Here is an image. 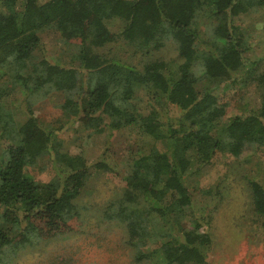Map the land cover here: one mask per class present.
<instances>
[{
  "label": "trees",
  "instance_id": "obj_1",
  "mask_svg": "<svg viewBox=\"0 0 264 264\" xmlns=\"http://www.w3.org/2000/svg\"><path fill=\"white\" fill-rule=\"evenodd\" d=\"M0 4L7 10H0V69H8L0 75V251L8 247L17 252L41 239L79 232L85 216L81 199L92 169H111L104 160L90 162L81 153L65 151L56 130L35 116L30 96L62 91V108L82 129L109 127L136 136L123 193L108 213L127 229L136 260L207 264L211 235L203 222L190 216V210L202 218L206 215L196 206L197 181L218 152L264 156V56L246 59L252 32L244 19L264 8V0H0ZM46 27L79 41L80 67L44 59L28 75L22 72L41 46L39 30ZM119 39L146 53L172 40L178 56L137 67L97 51ZM246 68L248 83L263 89L260 103L223 124L227 103L213 89L199 91L197 83L205 77L247 84L241 76ZM18 84L28 98L23 121L9 105ZM138 88L178 107L179 118L165 120L158 110L137 106ZM160 140L168 141L166 150L157 147ZM46 157L56 176L47 182L28 176V168ZM249 186L254 211L264 219V184L251 178ZM212 193L206 195L215 199ZM189 220L191 225H185ZM164 234L168 239L153 248L151 243Z\"/></svg>",
  "mask_w": 264,
  "mask_h": 264
},
{
  "label": "rangeland",
  "instance_id": "obj_2",
  "mask_svg": "<svg viewBox=\"0 0 264 264\" xmlns=\"http://www.w3.org/2000/svg\"><path fill=\"white\" fill-rule=\"evenodd\" d=\"M0 10L7 11L2 4ZM244 19L247 24L245 26L252 32L248 44L250 49L245 52L249 61L264 56V8L246 15ZM110 22L111 20L107 24L111 28ZM39 36L41 46L26 61L22 71L25 75L31 73L35 64L44 59L66 66H81L79 41L67 40L54 27L39 30ZM97 51L106 57H115L137 67H142L152 59L166 60L178 56L177 45L172 40L162 49L151 53L144 52L137 44L125 39L98 47ZM247 70L246 68L241 74L247 84L216 81L205 77L197 83L199 91L213 89L220 100L227 103L223 124L232 116L244 114L260 103L263 89L248 83L245 73ZM5 71L8 69H0V75ZM201 76L203 75L200 73ZM4 78L9 82L11 77L7 74ZM20 84L10 96L9 105L14 115L23 121V109L27 108L28 98ZM29 99L34 101L32 109L35 116L44 125L56 130L58 136L64 140L65 151L81 153L90 162L104 160L111 169H92L81 199V204L85 206V216L79 232L41 239L17 252L4 247L0 251V264H148L146 260H136L135 248L127 241L128 232L125 226L108 218L111 203L117 201L123 193L125 177L132 165L130 155L136 150V136L129 135L123 129L109 127H104L101 131L82 129L80 122H75L70 115L67 116L62 108V91L32 95ZM134 103L145 110H158L161 118H166L165 120H176L181 113L178 107L165 99L153 98L143 88L137 89ZM157 147L166 150L168 141H158ZM27 172L28 176L43 182L56 176L53 162L48 157L37 166L29 167ZM251 178L259 179L264 184L263 155L244 154L237 157L218 152L206 167L204 177L197 181L196 206L200 208V213L206 215L202 218L200 214L190 210V216L203 222L204 229L211 235L207 264H264V219L253 208L249 186ZM210 191L215 199L212 195H206ZM185 225L190 226V220ZM166 239L168 238L165 234L159 235L151 246L155 248ZM153 260L154 263L157 261Z\"/></svg>",
  "mask_w": 264,
  "mask_h": 264
}]
</instances>
